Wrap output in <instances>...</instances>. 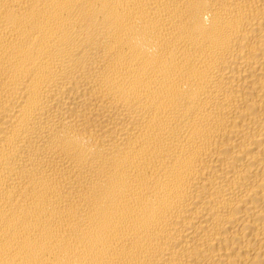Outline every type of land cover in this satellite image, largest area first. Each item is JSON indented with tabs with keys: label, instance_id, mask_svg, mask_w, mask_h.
<instances>
[{
	"label": "bare ground",
	"instance_id": "obj_1",
	"mask_svg": "<svg viewBox=\"0 0 264 264\" xmlns=\"http://www.w3.org/2000/svg\"><path fill=\"white\" fill-rule=\"evenodd\" d=\"M0 264H264V0H0Z\"/></svg>",
	"mask_w": 264,
	"mask_h": 264
}]
</instances>
